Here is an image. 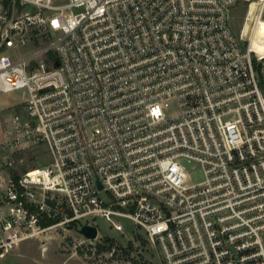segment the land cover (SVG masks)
I'll return each mask as SVG.
<instances>
[{
    "label": "built area",
    "instance_id": "built-area-1",
    "mask_svg": "<svg viewBox=\"0 0 264 264\" xmlns=\"http://www.w3.org/2000/svg\"><path fill=\"white\" fill-rule=\"evenodd\" d=\"M262 21L264 0H0V94L21 92L0 110V256L58 228L95 253L79 230L101 218L159 264H264Z\"/></svg>",
    "mask_w": 264,
    "mask_h": 264
},
{
    "label": "rangeland",
    "instance_id": "rangeland-1",
    "mask_svg": "<svg viewBox=\"0 0 264 264\" xmlns=\"http://www.w3.org/2000/svg\"><path fill=\"white\" fill-rule=\"evenodd\" d=\"M246 7L240 5L232 13V26L236 33L243 29ZM247 27H249L247 25ZM248 30V28H246ZM259 37L264 38V21L259 26ZM21 92L0 94V110L5 115L11 113ZM15 109V108H14ZM18 170L31 169L48 161V155L42 147L32 148L23 154L16 155ZM193 183L203 181L200 170L188 167ZM94 227L105 243L106 250L87 253L77 246L80 240L74 231H65L62 228L45 234L44 245L32 239L23 242L17 249L0 256V264H159L154 249L149 244L144 231L135 229V225L126 222L128 231L116 232L109 228V224L101 218L95 219ZM135 229V230H131ZM112 239V246L105 242ZM44 246V247H43Z\"/></svg>",
    "mask_w": 264,
    "mask_h": 264
},
{
    "label": "water",
    "instance_id": "water-1",
    "mask_svg": "<svg viewBox=\"0 0 264 264\" xmlns=\"http://www.w3.org/2000/svg\"><path fill=\"white\" fill-rule=\"evenodd\" d=\"M79 233L87 239H95L97 237V229L92 226H84L79 230Z\"/></svg>",
    "mask_w": 264,
    "mask_h": 264
},
{
    "label": "trees",
    "instance_id": "trees-1",
    "mask_svg": "<svg viewBox=\"0 0 264 264\" xmlns=\"http://www.w3.org/2000/svg\"><path fill=\"white\" fill-rule=\"evenodd\" d=\"M105 242L110 243L109 246H112V244H111V243H112V239H108V238H107V239L105 240ZM106 249H107V247H105V246H100V245H99V251H101V250H106Z\"/></svg>",
    "mask_w": 264,
    "mask_h": 264
}]
</instances>
